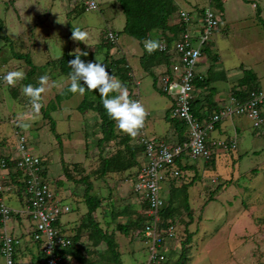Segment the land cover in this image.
<instances>
[{
  "label": "rangeland",
  "instance_id": "1",
  "mask_svg": "<svg viewBox=\"0 0 264 264\" xmlns=\"http://www.w3.org/2000/svg\"><path fill=\"white\" fill-rule=\"evenodd\" d=\"M97 1L98 9L81 10L74 0H0V184L10 185L7 175L2 177L6 170L2 167V161H5L4 156L14 158L19 154L16 132H21L26 137L28 150L40 155L42 162L44 159L46 180L54 196L56 194L62 198L55 200L70 207L60 216L65 233L79 226L82 217L86 216L88 209L83 197L85 183L76 181L86 173L90 175L87 179L92 184L93 192L104 202L107 226L114 231L121 264H154L149 262L147 243L138 232L133 234L132 228L130 234L117 230V224L126 222L129 216L135 218L144 211L143 199H138L133 191L138 167L129 169L128 173H115L112 176L100 177L93 173L99 165L100 156L110 155L118 148L119 138L99 146L97 140L102 133L98 117L93 112L86 116L77 110L83 98L78 93L69 94L57 102L55 94L65 88L68 79L59 75L56 66L45 65L47 61L74 53L76 49L87 52L91 62H102L105 52L102 40H105L101 36L113 31L117 33L114 47H122L134 73V77L133 74L130 76L139 80L142 104L149 99L152 110L161 120V127H173L170 121L165 120L164 111L158 114L157 108L163 109L164 103H169L170 99L156 90L157 83L154 87L152 76L141 67L139 57L143 48L135 38L125 33L118 34L125 23L119 3L116 0ZM173 1L177 6L176 11L184 10L191 18L205 7L217 9L213 0ZM221 2L223 11H217L220 21L206 42L219 60L214 63L211 53H205L201 57L205 61L198 64L195 71L204 73L211 66V71L225 70L232 80H236L241 64L243 68L257 73L260 89L264 91V24L258 22V10L255 8L258 4L261 19L264 20V0ZM175 21L177 14L170 18V23ZM75 28L88 33L83 43L71 38L72 29ZM153 33L159 40L160 33L157 30ZM13 52L28 53L39 67L31 76L37 84L44 74L49 76L50 85L55 82L42 101L43 109H46V105L47 108H56L50 112L55 121V131L51 129L42 108L38 114L33 113L29 98L22 91L24 84L21 81L15 86L4 82L3 76L8 71L19 69L26 73L30 69L23 58L13 57ZM113 52L111 49L110 53L118 57L119 53ZM230 84V79L228 82L214 83L215 86ZM131 88L135 91L136 87L132 84ZM195 97L199 95L195 94ZM130 98L134 97L130 95ZM24 123L30 124V127H22ZM239 125L242 129L234 132L232 125L226 123L220 133L223 140L235 139L236 148L217 154L214 166L194 176L195 182L189 188L190 196L195 197L191 198L193 220L188 226L186 210L180 205L176 207L175 240L165 250L168 254H164L166 259L163 264H174L177 260L186 235L185 228L193 232V237L190 246H187L184 264H264V133L260 132L263 128H253L249 120L242 119ZM119 130L117 126L116 132L123 135ZM188 161L201 164L204 160L190 158ZM208 164L212 163L209 161ZM64 167L71 178L66 176ZM202 173L204 177L200 176ZM169 190V186L162 182L163 199H166ZM10 196L4 198L7 206L22 208L19 197ZM111 209L115 214L112 218L109 214ZM123 209H127V214L119 213ZM21 215L20 220L10 216L0 226V234L5 231L8 235L19 237L23 233L19 237L22 246L30 239L28 231L34 232L36 220L27 213ZM58 230H61L60 227ZM0 264H6L1 253ZM71 264L79 263L73 261Z\"/></svg>",
  "mask_w": 264,
  "mask_h": 264
},
{
  "label": "built area",
  "instance_id": "2",
  "mask_svg": "<svg viewBox=\"0 0 264 264\" xmlns=\"http://www.w3.org/2000/svg\"><path fill=\"white\" fill-rule=\"evenodd\" d=\"M84 10H96L99 5L97 0H74ZM178 17L185 26L178 38L168 46L160 43L158 49L174 58L170 65V72H164L157 77L158 88L172 99L169 116L184 122L186 137L182 142L167 143L149 136L146 133L145 123L136 136V143L142 146L143 162L137 168L133 183V191L147 203L145 210V225L139 235L147 243L148 260L158 264L166 259L165 250L170 242L175 240V225L162 224L160 211L165 205L161 196V183L167 175L178 177L180 171L176 160L182 156L192 159L201 158L209 160L215 150H230L236 148L235 139L228 141L222 138L211 137L218 123L225 118L244 117L249 120L255 129L264 127V91L261 89L249 92L245 100L240 101L235 96H230L228 102L221 105L212 115L199 119L191 110V102L196 88L193 81L196 74L195 68L200 63L202 48L217 27L220 19L212 7H205L194 17L184 10L178 11ZM106 37L111 42H116L117 34L108 31ZM139 81H134L135 91H130L133 100L141 102L139 97ZM180 87H176V86ZM181 87L184 91H181ZM142 103V102H141ZM17 149L19 154L14 157V169L19 170L25 184V212L36 220V228L32 232V240L40 247L44 264H67L69 257L62 255V250L71 244L70 236L59 231L57 226L60 216L68 212L70 207L55 200L52 189L46 180L40 155L30 152L27 148L26 137L21 132H16ZM6 169V162L2 161ZM7 170V169H6ZM8 178V177H7ZM8 178V182H9ZM11 185L0 184V222L5 221L16 213L4 201L5 191H10ZM19 213V212H18ZM19 239L6 234L0 235V253L5 258L6 264H14V254Z\"/></svg>",
  "mask_w": 264,
  "mask_h": 264
},
{
  "label": "trees",
  "instance_id": "3",
  "mask_svg": "<svg viewBox=\"0 0 264 264\" xmlns=\"http://www.w3.org/2000/svg\"><path fill=\"white\" fill-rule=\"evenodd\" d=\"M121 10L125 16V23L123 28L121 29L120 33H125L133 38H135L141 47L143 48L142 53L139 57L140 65L149 73H153L151 68L154 64H158L164 62L167 66L170 62L172 56L168 55L165 52H161L159 50L153 52L152 54H148L144 50L143 42L146 39H152L153 32L157 30L160 33L159 37L163 39L168 46L172 44L174 40L178 38L180 33L183 31L185 26L184 22L178 17L177 6L173 0H116ZM215 2V9L216 11L222 10L223 6L221 0H213ZM98 2V1H97ZM78 8L81 10L83 9L81 6L77 5ZM75 6V7H76ZM84 10V9H83ZM203 9H201L202 11ZM200 11V12H201ZM177 14V21L170 23V18L172 15ZM257 19L259 23L264 24V20L261 19L260 12L257 11ZM107 33V32H106ZM103 46L105 47L104 57H103V64L109 70V72L119 78V80L127 87V89L131 88V85L134 84V79L130 76L131 69L128 66L125 56L114 57L110 50L114 47V43L111 42L107 37L106 34L101 36ZM202 53H211V47L208 44L202 48ZM13 57L23 58L27 65L30 67L29 71L26 72V79L22 80L21 83L27 85L31 83L33 86H38V84L31 79V76L35 73L37 65H35L28 53H19L13 52ZM213 62H216L218 59V55L215 53L211 55ZM74 55L63 54L57 59L49 60L45 63L46 66L53 65L56 66L59 75L62 74L68 78L69 73L72 69L69 67L68 62L74 59ZM81 60L87 62H91L87 58V56H81ZM211 68H208L207 74L201 75V78L195 77L193 84L194 87L202 88L207 91L205 96L203 97H194L191 102V110L195 116L199 119L206 118L217 111V107L215 102L213 101V95L215 93V87L210 86V84L215 80H221L225 78V71L213 72ZM242 75L240 78L237 79L236 84L231 88V95L235 96L240 101L245 100L247 95L252 90H258V77L256 73L251 69H242ZM82 86L83 81H81ZM86 87V86H85ZM159 91L162 92L160 89ZM73 94L68 90V84L65 86L63 90L59 93L55 94V99L57 102L65 98L67 95ZM165 94V93H164ZM116 93H110L109 96H114ZM203 101L205 104L203 105ZM49 104V103H48ZM77 110L82 114H89L93 112L99 119V127L101 130V137L98 138L97 144L99 146H103L105 143H108L116 138L118 140V148L110 155L100 156L99 165L96 169H94L93 173L103 177L108 173L114 172H124L134 167H139V162L137 160V156L140 152H142V146L137 143H130L132 140V136L123 132V135H118L116 132L117 124L114 120H112L106 113V110L103 107L101 102V97L97 91H85L83 94V98L77 105ZM55 107L50 108V106L46 109H43V114L46 118L50 121V126L53 131H55V121L50 115L52 110H55ZM175 127H179L177 133L182 135L183 130L186 128L183 121L178 120L176 118H169L168 119ZM20 128V126H17ZM121 131V130H119ZM122 132V131H121ZM56 136H59L56 133ZM182 142V141H180ZM214 152L212 153L210 161L212 164L214 163L213 157ZM6 162V169L5 173H7V177L9 176L10 180L9 183L11 187L17 189V197L21 201L25 199V184L23 181V176L19 170L14 169V159L9 156H4ZM176 164L178 166L179 171L183 170L185 167L180 164V158L176 160ZM43 165V162H42ZM76 166H78L76 164ZM45 173V169L43 170ZM64 172L66 176L71 178V175L66 171L64 167ZM85 176H81L77 182L85 183V188L83 192L84 201L87 205V213L82 219V224L78 226V231L75 235L70 237L71 244L62 250L63 256L72 257L75 261L80 264H121L120 261V253L118 251V244L114 238V231L108 232L106 229H103L99 222H97L92 213L100 206L101 200L96 195L92 194V184L87 179L89 176L85 173ZM180 177V175H179ZM6 183V181H5ZM172 183L170 186V190L168 196L165 199V205L161 209L160 214L162 218V224H175V217H176V207L182 206L189 217V221L187 222V226L192 222V208L189 205L188 201V186L191 185V182L181 183L180 185H174ZM9 191L4 192L5 196H8ZM25 204V203H24ZM144 204V211L142 214H137L135 218H128V220L124 223L117 224V230L121 233L130 234L131 228L134 229L133 231H141L145 225V210L147 209V203L143 201ZM130 212V210H129ZM121 214H127V209H123ZM15 213L12 212L11 216ZM17 215V213H16ZM112 216L113 214L112 209ZM88 229L87 231V240L90 242L91 246H97L100 243H105V250L99 254L98 257L93 258L90 257L91 250L85 247L83 250L80 246L76 245L79 241V234L81 230ZM186 235L184 240L181 242V251L178 255L177 260L174 264H184L186 259V251L187 246H190L191 240L193 237V232L187 231L185 228ZM132 232V231H131ZM164 254H168L166 251ZM42 256V255H41ZM15 259V254H14ZM165 262L162 261L163 264ZM160 263V264H161ZM44 264V263H42Z\"/></svg>",
  "mask_w": 264,
  "mask_h": 264
},
{
  "label": "crops",
  "instance_id": "4",
  "mask_svg": "<svg viewBox=\"0 0 264 264\" xmlns=\"http://www.w3.org/2000/svg\"><path fill=\"white\" fill-rule=\"evenodd\" d=\"M98 5H99V3H98ZM255 8L258 10V12H260V8H259L258 4L255 5ZM222 16H223V14H222ZM260 16H261V14H260ZM152 39L158 40L155 37V34H153ZM158 41L160 43H162L163 42V39L160 38ZM125 48H127V47L125 46ZM112 49L114 50V52H118L119 53L118 57L121 56V55L125 56L126 61L128 63V66L131 69V66L129 64V60L126 57V55L123 53L124 50L122 49V47L117 46V48L113 47ZM204 54L205 53H202V56ZM213 54H215V53L214 52L212 53V49H211V55H213ZM173 60H174V58H172V60L170 59V62L168 64V66L164 62H161V63H158V64L157 63L154 64L152 66V68H151V70H152L153 73H149L148 71H146V72H148L152 76V84H153V86L154 85L156 86V81H157V77H158L159 74L164 73V72H167V73L170 72V65L172 64ZM218 60H219V58L214 63H217ZM204 61H205V59H202V58L200 59V63H202ZM210 67L211 66H209V67L206 68V72H204V73H202V72H196V74L205 75V74H207V70ZM239 69H240V75L236 78V80H232L229 77L228 73H226L225 70H219V71H225V78L224 79H221V80H215V81H213L210 84V86H214L215 87V93H214V96H213V101L216 104L217 110L220 108L221 105H223V104H225V103L228 102L229 97L232 96L231 95V88L236 84L237 79L241 77L242 71H243L242 69H247V68H243L242 65L240 64L239 65ZM219 71L217 69V72H219ZM138 73H140V72H138ZM131 74H133L132 77H134V73H133L132 69H131ZM256 75H257V73H256ZM257 77H258V75H257ZM133 79H134V81H139L136 78H133ZM229 79L231 81V84L229 86H222V85L221 86H215L214 85V83L217 82V81H220V82H228ZM259 85L260 84H259V80H258V86ZM258 88L260 89V86ZM132 90H133L132 88H129L128 89V92H130ZM156 90L160 94H164V93H161L159 91L158 86H156ZM138 91H139V87H138ZM195 92H196L195 94L199 95V97L203 96L206 93L205 92V89H202V88H197ZM129 95H131V94H129ZM139 95H140V91H139ZM164 95H167V94H164ZM167 96L170 99V102L169 103H166L164 101L165 103L163 102L164 103L163 109L162 108H157V109H158V114L159 113L161 114L164 111L163 116H164L165 120L169 121L168 120L170 118L169 111H170V107L172 105V102H171L172 99L170 98L169 95H167ZM139 97H141V96H139ZM143 105H144V107L146 109V113H147L146 114V118H145V129H146V133L149 136L154 137V138H158V139L163 140V141H166L167 143H170V144H174L176 142H180V141H183L185 139V137H186V128L183 130L182 135H180V134L177 133V130L179 129V127H175L174 125H173V127H168V129H163L161 127V120H160L159 116H157L156 115V112L152 110V106H151L150 100L149 99H147V101L145 100V102H144ZM242 119H244V120L247 121V119H245L244 117H239V116L232 117V118H225V119L221 120L218 123V125L216 127V130L213 131L210 134L211 137L221 138L220 137L221 136L220 133L222 132V128H223V126H225L226 123L232 125V127L234 129V132H239L242 129V127L239 125V121L242 120ZM260 132H261V134L264 133V127H263V129ZM134 141H135V137H132V140H130V143H134ZM219 153H224V152L222 150H215L214 151V155H213L214 159H213V161L215 160L216 155L219 154ZM189 159H190V157H188V156H185V155L182 156L180 158V164L182 166H184L185 168L183 170H181L182 171L181 172L182 174L180 175L181 177H178L176 179V177L174 178V177H170L169 175H167V178L165 179L164 184H167L169 186V188H170V186H171L172 183H175L174 185L177 186V185H180L181 183H187V182L189 183V182H191V185L188 186V201H189L190 207L192 208L191 198L195 199V197H193V196L191 197L190 196L189 188L192 186L193 182H195L194 176H199L198 173L200 171L204 172V170L209 169L210 166H214V164L209 165L208 164V160H204L201 164L190 163L188 161ZM137 160L139 162V165L143 162V160H144V158H143V152H140L138 154ZM44 162L45 161L43 159V165H44ZM115 173H128V170L127 171H124V172L108 173L106 175L107 176L108 175L109 176H112ZM0 174H1V172H0ZM6 175H7V173H4L2 175V177H5ZM200 176L204 177L203 176V173ZM189 177H192V178H189ZM8 178H9V176H8ZM212 181H214V179H212ZM13 188L9 191L8 196L11 194L10 197H12V195L13 196H16V188H14L15 190H13ZM91 192H92V194L96 195L93 192V190H91ZM135 196L138 199H141L136 193H135ZM55 198L62 199V198H59L58 196H56V194H55ZM19 202H20V206L22 208H12L11 207L17 213V215L15 213L13 215V217L17 218L18 220L21 219V216H22L21 214L26 213L25 212V204H24L25 201H21L19 199ZM104 208H105L104 202H103V200H101V204L95 210V212L93 213V217H94V219L97 222H99L100 226L103 229H106L108 232H111L110 231L111 229H109V227L107 226L108 223L106 221L108 220L107 219L108 218V215L104 214ZM109 214H110V217L112 218V209L110 210V213ZM82 221H83V219L81 220L80 224H82ZM63 224L64 223H62L61 218H59L57 225L60 227V229L62 230V232L65 233L66 230L62 229L63 228V226H62ZM0 226H2V223L1 222H0ZM30 231L31 230L28 231V233H30L29 234L30 235V239L25 244H23L22 246H21V242L19 241V244L16 247L14 264H42L43 263L39 244L37 242H35V241L32 240V236H31L32 235V231L31 232ZM77 231H78V226L76 225L72 229V231L70 233H65V234L71 237L72 235H75L77 233ZM87 231H88V229H85V228L83 230H81V232L79 234V236H80L79 237V241L77 242L76 245L80 246L82 250L85 247L89 248L91 250L90 257L96 258V257L99 256V254H101L105 250V244L102 242V243L98 244L97 246H91L90 245V242L87 240ZM136 232H137V230L135 232L133 231L132 233L135 234ZM24 233H26V232H24ZM21 235L19 236L20 238H21ZM19 237H17V238L19 239ZM171 243H173V241L170 242V244ZM170 244L167 246V250L169 249ZM73 261H75V260L72 257L71 258L69 257V260H68V263L67 264H71Z\"/></svg>",
  "mask_w": 264,
  "mask_h": 264
},
{
  "label": "clouds",
  "instance_id": "5",
  "mask_svg": "<svg viewBox=\"0 0 264 264\" xmlns=\"http://www.w3.org/2000/svg\"><path fill=\"white\" fill-rule=\"evenodd\" d=\"M71 38L83 43L88 38V33L80 28H75L72 29ZM143 44L144 50L148 54H152L161 47L160 42L155 39H146ZM69 55H74L75 58L68 62L72 69L67 78L68 90L80 95H83L86 90L97 91L107 115L116 122L122 132L135 137L145 123L147 113L144 105L140 101L130 98L127 87L117 76L111 74L102 62L95 60V62L86 63L81 60L80 57L87 56V52L76 49L74 53H69ZM24 79H26V73L19 69L8 71L3 76L4 82L9 86H15L17 82ZM81 81H83L84 86H82ZM54 85L55 82L50 85L49 76L44 74L39 77L38 86H33L31 83L23 86L22 91L29 98L34 114L39 113L43 107L44 94L50 86ZM176 87L180 86L177 85ZM181 91H184L183 87H181ZM110 93H116V95L110 97ZM21 126L28 128L30 124L24 123Z\"/></svg>",
  "mask_w": 264,
  "mask_h": 264
}]
</instances>
